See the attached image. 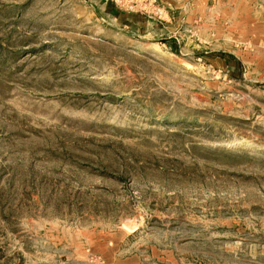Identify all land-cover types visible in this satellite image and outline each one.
Segmentation results:
<instances>
[{
    "label": "rangeland",
    "instance_id": "1",
    "mask_svg": "<svg viewBox=\"0 0 264 264\" xmlns=\"http://www.w3.org/2000/svg\"><path fill=\"white\" fill-rule=\"evenodd\" d=\"M149 1L0 0V264H264V0Z\"/></svg>",
    "mask_w": 264,
    "mask_h": 264
},
{
    "label": "built area",
    "instance_id": "2",
    "mask_svg": "<svg viewBox=\"0 0 264 264\" xmlns=\"http://www.w3.org/2000/svg\"><path fill=\"white\" fill-rule=\"evenodd\" d=\"M119 3V4H123V5H128L130 7H135V5L137 4L136 3V0H128V1H123L122 0H116V3ZM154 1L153 0H150L149 3H153Z\"/></svg>",
    "mask_w": 264,
    "mask_h": 264
}]
</instances>
